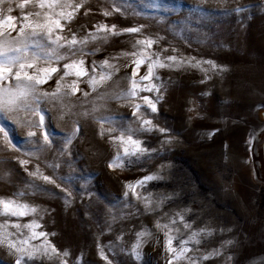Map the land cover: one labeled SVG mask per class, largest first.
<instances>
[{"label": "rangeland", "instance_id": "1", "mask_svg": "<svg viewBox=\"0 0 264 264\" xmlns=\"http://www.w3.org/2000/svg\"><path fill=\"white\" fill-rule=\"evenodd\" d=\"M22 2L0 6H11L5 14L17 18V30L29 12H41L42 21L49 11L36 7L38 0L17 7ZM57 2L81 4L71 20H61L59 34L85 43L75 46V55L58 50L66 59L54 62L58 72L37 86L47 95L21 98L12 111L0 109V198L37 209L24 217L0 215V224L7 222L16 240L28 237L29 229L11 225L35 220V231L45 232L57 250L25 256L21 264H264V166L258 164L264 165V0ZM95 25H115L120 34L99 32ZM129 27L140 31H122ZM144 38L154 40L146 52L200 61L206 71L191 64L157 68L159 80L152 83L158 91L128 95L132 79L141 87L148 83L140 80L147 61L132 77L138 57L131 54L140 51L136 40ZM72 59H83L88 75L64 77L56 92L63 64ZM105 60L110 67L102 66ZM37 66L47 65L41 60ZM93 75L96 83L89 87ZM73 80L75 92L65 87ZM145 95L156 112L144 105ZM145 119L151 131L141 128ZM129 135L141 141L144 154L124 156L116 138ZM117 155L122 166L109 169ZM145 176L156 179L135 185ZM126 183L135 185V196L132 189L125 195ZM165 232L172 237V253L165 248ZM181 241L188 251L177 259ZM16 259L0 245V264Z\"/></svg>", "mask_w": 264, "mask_h": 264}, {"label": "snow or ice", "instance_id": "2", "mask_svg": "<svg viewBox=\"0 0 264 264\" xmlns=\"http://www.w3.org/2000/svg\"><path fill=\"white\" fill-rule=\"evenodd\" d=\"M5 0H0V6L3 5ZM29 0H23L22 3L18 4L17 7L23 9L25 4ZM40 9L48 8V12L43 13V20L41 21V12L31 13L22 17V22L19 24V29L17 30V18L5 14L11 13L12 8L9 6L6 10L0 7V82H7L9 78L14 80L16 83L12 87L5 86V83H0V109L4 111H12L13 106L21 98H27L29 96L35 98L37 95H47V93H38L37 86L46 83L49 79L52 78L53 73L58 72V68L55 66L54 62L65 60L66 56L58 54L60 48H67L69 53L75 55V46L85 43V41H78L76 36L73 34L70 39L61 36L59 33L63 32L64 26L61 23V20L69 21L72 19L73 13L81 7V4H59L57 0H38V3L35 5ZM59 7L61 9H71V11H60L54 12L53 9ZM114 11H119V9H113ZM104 15H110V13L105 12ZM35 16V19H30V17ZM95 29L99 32H108L112 34H120L115 32V25L109 27L107 25H95ZM15 31L16 36L12 37L11 33ZM127 33H137L140 31L139 27H129L122 30ZM93 39H95V35ZM46 39L47 45L41 42V40ZM154 43V40L151 38H144L136 40V45H140V51L134 52L131 55L138 57L134 59L133 63L136 67L133 68L132 77L134 78L137 75V71L141 65L147 61V72L140 77V80L147 81L148 83L144 86H140L139 83L132 79L130 82V89L128 95L135 97L137 91L143 92H152L158 91V86L152 83V79L155 78L159 80V77L155 75V69L165 68V67H179L182 64H191L190 59L184 60L183 58L177 59L176 56H166L163 59L159 56L158 53H148L145 49H150ZM35 49L29 57V50ZM155 56V59L152 57ZM43 61L47 66L38 67L37 62ZM204 63L211 64L212 69H216V65L211 61H205ZM201 62L197 61L195 64H191L192 67L200 68L201 71H206L200 67ZM102 66H109L107 60L102 62ZM110 67V66H109ZM28 69H32L31 72ZM63 76L56 81V92L60 91L61 82L64 77L73 75L77 80L81 77L88 75L87 70L84 67L83 59L76 60L72 59L70 62L63 64ZM223 69H221L222 71ZM95 73V67L92 69ZM103 78V77H102ZM208 77L205 76V79ZM77 80H73L71 85H65V87L71 88L73 92L76 91ZM89 87H92L95 83V76L93 75L88 79ZM144 105L151 111L156 112V103L145 95L141 98ZM140 108L139 104L134 105L133 107V116L137 115V110ZM40 116L41 127H43L44 115L43 113H37ZM137 119L140 117L137 116ZM141 128L145 131H151L152 125L150 120H142ZM4 131V127H0V132ZM160 131H164L161 129ZM7 135V134H6ZM33 135V133H29ZM47 139V136H45ZM116 139L120 140L122 151L124 156L138 157L146 152V149L141 146V141L134 140L131 135L126 139L123 136L117 137ZM70 142V140H69ZM24 161H21L23 164ZM122 160L119 155L113 157L112 161L109 162L108 167L112 169L114 167H121ZM36 175V173H32ZM44 180L49 181L48 177H43ZM156 179L155 176H145L140 180L135 182V185L143 186L147 181ZM135 185L125 184L127 195V190L132 189L133 195L136 193L134 191ZM37 212L36 207L29 206L23 203H17L13 200H4L0 198V215L12 216V217H24L32 215ZM8 224H0V245L6 246L11 252L17 255L15 264H21V261L26 256L28 259H32L33 255L38 252H43L44 255H49L50 253H56L54 246L47 242V234L43 231L37 232L35 229L39 228L40 225L36 223L35 220L24 224H12L11 227L19 230L21 227L29 229L28 237L24 239H11L10 237L14 236V233H9L7 231ZM157 227H167V225L157 224ZM187 227V225H185ZM139 236L145 235L141 232ZM195 236V233H193ZM39 237H44V241L40 245H31L29 241L31 239H36ZM185 241H181V250L177 254L176 258H180V254L187 252L188 249L183 247ZM172 237L168 232H165V248L169 253L175 251L171 247ZM138 247V245L133 246V250ZM64 255L67 256V251L64 252ZM103 257V253H101ZM208 257L205 256L204 259ZM63 264V262H62ZM169 264H172V261L169 260ZM191 264H195V261H192Z\"/></svg>", "mask_w": 264, "mask_h": 264}, {"label": "bare ground", "instance_id": "3", "mask_svg": "<svg viewBox=\"0 0 264 264\" xmlns=\"http://www.w3.org/2000/svg\"><path fill=\"white\" fill-rule=\"evenodd\" d=\"M258 164H259L260 166H264V165H263V163L261 164V162H260V163H258ZM263 174H264V173H263Z\"/></svg>", "mask_w": 264, "mask_h": 264}]
</instances>
